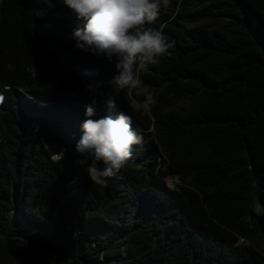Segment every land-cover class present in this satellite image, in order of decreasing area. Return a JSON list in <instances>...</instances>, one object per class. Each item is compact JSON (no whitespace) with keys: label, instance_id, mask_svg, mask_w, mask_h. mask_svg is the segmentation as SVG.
I'll list each match as a JSON object with an SVG mask.
<instances>
[{"label":"trees","instance_id":"16d2710c","mask_svg":"<svg viewBox=\"0 0 264 264\" xmlns=\"http://www.w3.org/2000/svg\"><path fill=\"white\" fill-rule=\"evenodd\" d=\"M83 24L64 0L0 3V264H264V0L161 10L172 55L140 73L169 85L155 121L108 83L115 57L75 47ZM93 100L143 136L107 187L75 148Z\"/></svg>","mask_w":264,"mask_h":264},{"label":"clouds","instance_id":"9594fccd","mask_svg":"<svg viewBox=\"0 0 264 264\" xmlns=\"http://www.w3.org/2000/svg\"><path fill=\"white\" fill-rule=\"evenodd\" d=\"M64 3L77 19L84 21L83 27H77L70 34L75 47L103 55L109 62L115 57L116 73L108 83L115 90H127L129 96L142 97L133 98L131 108L155 121L152 110L158 96L164 94L169 85L165 82L158 89L153 88L144 84L140 73L147 72L149 66H158L161 58L172 55L169 49L174 44L163 28L151 27L160 18L161 10L171 7L172 0H64ZM5 67L8 71L15 70L11 63ZM82 74L91 76L94 72L84 70ZM102 83H88L85 87L89 92H96ZM5 99L0 92V105ZM95 103L93 100L85 107L88 118L81 123L83 134L75 148L82 156L90 158L86 167L89 180L107 187L108 179L115 177L132 159L133 146L142 144L143 136L133 129L132 117L124 113L92 119L96 115ZM107 103L115 107L113 99ZM34 130L39 131V126L35 125ZM63 158L62 152L56 160ZM79 163L85 164V160Z\"/></svg>","mask_w":264,"mask_h":264},{"label":"rangeland","instance_id":"374dc122","mask_svg":"<svg viewBox=\"0 0 264 264\" xmlns=\"http://www.w3.org/2000/svg\"><path fill=\"white\" fill-rule=\"evenodd\" d=\"M217 22L213 24V26H217ZM191 103L190 98H187L183 101H181L179 104L181 105H188ZM166 185L170 188H175L176 185L179 183L178 177L177 176H167L166 178ZM262 253H264V250H261ZM11 257H14L13 255H11ZM96 264H105L104 260H100L99 262H97Z\"/></svg>","mask_w":264,"mask_h":264},{"label":"built area","instance_id":"2783aa9c","mask_svg":"<svg viewBox=\"0 0 264 264\" xmlns=\"http://www.w3.org/2000/svg\"><path fill=\"white\" fill-rule=\"evenodd\" d=\"M58 156H59V154H53V155H52V158H53V159H56V157H58Z\"/></svg>","mask_w":264,"mask_h":264},{"label":"water","instance_id":"95a60500","mask_svg":"<svg viewBox=\"0 0 264 264\" xmlns=\"http://www.w3.org/2000/svg\"><path fill=\"white\" fill-rule=\"evenodd\" d=\"M81 261V264H86L84 260L79 259Z\"/></svg>","mask_w":264,"mask_h":264}]
</instances>
